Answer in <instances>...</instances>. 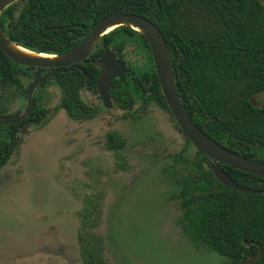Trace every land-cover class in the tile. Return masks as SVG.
Masks as SVG:
<instances>
[{
	"label": "trees",
	"instance_id": "trees-1",
	"mask_svg": "<svg viewBox=\"0 0 264 264\" xmlns=\"http://www.w3.org/2000/svg\"><path fill=\"white\" fill-rule=\"evenodd\" d=\"M264 0H20L6 8L0 24L9 40L35 53L61 55L75 46L101 19L113 14H134L153 23L163 35L171 60L179 99L193 123L227 150L264 164ZM134 45L144 67L128 63L130 74L110 84V99L124 117L135 118L155 104L169 115L145 38L129 27H119L100 38L83 64L43 82L59 94L58 109L73 121L95 118L97 109L81 99L84 89L97 94L99 70L91 61L111 50L126 61ZM80 68L84 71L81 72ZM48 69L21 67L0 50V117L20 114L26 106V87L35 72ZM87 79V85L85 83ZM139 106L134 109L135 105ZM102 105V103H101ZM103 108V106H102ZM106 110L105 108H103ZM51 111L36 103L23 120L0 125V171L20 143L23 127L41 128ZM171 116V115H170ZM173 119V118H172ZM179 130V128H178ZM184 137V136H183ZM182 149L171 156V184L177 189L183 232L189 240L240 264H264V178L227 166L222 170L240 187L261 195L237 192L221 185L210 160L184 137ZM105 145L122 168L125 141L108 132ZM85 202L78 237L83 264H106L103 238L96 227L100 210ZM90 208L94 209V214ZM248 244H245V243Z\"/></svg>",
	"mask_w": 264,
	"mask_h": 264
},
{
	"label": "rangeland",
	"instance_id": "rangeland-1",
	"mask_svg": "<svg viewBox=\"0 0 264 264\" xmlns=\"http://www.w3.org/2000/svg\"><path fill=\"white\" fill-rule=\"evenodd\" d=\"M125 62L145 66L134 45ZM35 96L51 114L41 128L20 135L0 171V264H83L78 237L86 201L100 210L96 231L106 264H226L183 232L169 166L185 141L166 111L150 104L126 118L84 89L81 99L98 113L73 121L58 109L52 84ZM111 131L125 141L122 168L105 145ZM194 152L190 145L186 154Z\"/></svg>",
	"mask_w": 264,
	"mask_h": 264
},
{
	"label": "water",
	"instance_id": "water-1",
	"mask_svg": "<svg viewBox=\"0 0 264 264\" xmlns=\"http://www.w3.org/2000/svg\"><path fill=\"white\" fill-rule=\"evenodd\" d=\"M18 1L20 0H0V17L6 8ZM262 5L264 6V2H262ZM122 26L140 33L147 41L154 71L169 113L180 133L200 155H204L210 160V168L215 179L231 190L250 195H261L262 192L259 190L243 188L235 184L222 170L221 166H227L245 174L264 178V164L248 160L227 150L205 135L193 123L179 99L173 79L170 55L163 35L153 23L138 15L113 14L101 19L86 33L77 46L61 55L35 53L15 45L6 36L0 24V50L12 63L21 67L49 70L46 73H41L39 70L35 72L33 80L26 87V106L24 110L18 115L0 117V125H8L25 119L34 108L35 92L43 82L61 72L71 71L79 63H85L100 38ZM19 48L31 54L21 52ZM91 63L99 70L98 79L94 84L98 98L103 108L111 109L113 105L109 93L110 84L122 75L131 73L128 64L125 61H120L111 50L105 51L100 58L91 61ZM80 70L84 74L81 68ZM85 83L87 85V79ZM25 132H27V128L23 127L20 134L22 135ZM256 246L258 247L257 254L240 264H252L260 257L261 247L259 244H256Z\"/></svg>",
	"mask_w": 264,
	"mask_h": 264
},
{
	"label": "bare ground",
	"instance_id": "bare-ground-1",
	"mask_svg": "<svg viewBox=\"0 0 264 264\" xmlns=\"http://www.w3.org/2000/svg\"><path fill=\"white\" fill-rule=\"evenodd\" d=\"M109 30H111V29H109ZM19 50L21 51V52H23V53H26V54H31L30 52H28V51H26V50H24V49H22V48H19Z\"/></svg>",
	"mask_w": 264,
	"mask_h": 264
},
{
	"label": "flooded vegetation",
	"instance_id": "flooded-vegetation-1",
	"mask_svg": "<svg viewBox=\"0 0 264 264\" xmlns=\"http://www.w3.org/2000/svg\"><path fill=\"white\" fill-rule=\"evenodd\" d=\"M98 95V94H97ZM27 128V131H28V127H26ZM196 151V150H195ZM171 165V164H170ZM209 167H210V162H209ZM169 168H170V166H169ZM178 192V191H177ZM177 194V193H176ZM179 201V200H178ZM182 229H183V225H182ZM186 235V234H185Z\"/></svg>",
	"mask_w": 264,
	"mask_h": 264
}]
</instances>
